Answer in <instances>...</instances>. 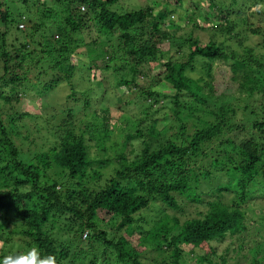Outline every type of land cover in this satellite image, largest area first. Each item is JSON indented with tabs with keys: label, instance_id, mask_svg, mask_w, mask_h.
Masks as SVG:
<instances>
[{
	"label": "trees",
	"instance_id": "16d2710c",
	"mask_svg": "<svg viewBox=\"0 0 264 264\" xmlns=\"http://www.w3.org/2000/svg\"><path fill=\"white\" fill-rule=\"evenodd\" d=\"M120 1L0 0V261L264 264V0H202L208 43L167 28L187 0ZM124 70L96 98L75 83ZM61 84L63 109H22ZM112 134L132 150L108 155Z\"/></svg>",
	"mask_w": 264,
	"mask_h": 264
},
{
	"label": "rangeland",
	"instance_id": "374dc122",
	"mask_svg": "<svg viewBox=\"0 0 264 264\" xmlns=\"http://www.w3.org/2000/svg\"><path fill=\"white\" fill-rule=\"evenodd\" d=\"M152 1H154V0H148V3L152 4ZM199 1H200V2H198L199 13H198V17L196 19V22L198 23L199 28H195L191 24V23H194V22H191V23L188 22L187 18L186 19L185 18L178 19V15H180V14L181 15H185L186 11H190V12L193 11V9H194V5L193 4L194 3H191L190 0H187V4L185 5L184 10L179 11L178 15H174V17H172L174 22H173V24L167 25V28H169V30H171L172 32L176 33L178 36L188 37L189 34H192L193 38H195V39L197 38V39H200L202 42H207L208 43L209 40L212 37V31L208 30V29L206 30V28H208V25L211 24L213 22V20H211V22H210L209 21V16L207 15V13H208V8L207 7L209 6V4L207 2L202 1V0H199ZM146 3H147V0H121L120 1V4H122V5L125 4V6H127L128 8H131L133 5H137V6L144 5V4L146 5ZM160 7H161V5H159L157 7L156 11H158V8H160ZM214 21H215V19H214ZM249 21H250V24L254 23L255 25H258L260 23V24H262L264 26V16H262V17H260L258 15L250 16ZM181 27H183V28H181ZM96 37H97V34H96ZM91 38H92V36L89 37L88 40L91 41L92 40ZM245 39H244L245 40L244 46L246 45L247 47H254V46L257 45V43L259 41V38L257 36L252 35V34H247ZM235 48L238 49V50H244L242 48H239L238 46H235ZM256 52L257 53H259V52L263 53L264 50H262V48H258V49H256ZM76 54H77V56H76V60L75 61L85 64V66L81 68V72H80L81 76L80 77H82L83 74L85 75L83 77L89 76L90 73L86 70V68H88L90 62H89L86 50L85 49H83V50L81 49ZM86 72H88L87 75L85 74ZM127 72H128V70L120 71V72L114 74L113 76H112V73L109 72L108 74H105V76L104 75H101V76L99 75L100 77L98 76L95 79H93V76L91 74L90 81H87L86 79H82L77 74H75V78L78 79L75 83H76L77 88L80 89V90H87L86 88L90 85L91 86V90L93 92L92 96L94 98H96V97H99L101 95V93H102V88H100L98 86V82L104 81L106 79H109V81H107L106 85H107V87L109 88V91H110V89L112 87V85H111L112 81L117 83V81L121 79L120 78L121 75H123L124 73H127ZM220 74L221 75H219V78H220L219 83H222L223 81L225 82V80H224L222 75H224V76L227 75V74L229 75V73L228 72H224V73H220ZM228 84H229V82L223 83V88H219L220 91L221 90H225L228 87H230V86H227ZM159 89H161V87ZM234 89H236V86L234 87ZM229 90H231V88H229ZM68 91H69V89H67L66 85H62L61 84L55 90L53 95H51L52 97L51 96L48 97V95H47V96H45L43 98H39V99L36 100L37 103H35V104L29 103L27 101H24L25 104H24V108L22 107V109H24V111H27V112L28 111H30V112H39V113H35V114L45 115L46 112H47L46 105L49 103L50 100L58 103V108H56V109H59V108L63 109L64 107H66L65 99H66V93ZM121 92H122V90H121ZM72 102L74 103V101H70L71 104H72ZM112 112L114 113L115 110H112ZM121 115H122L121 113H118V116H121ZM92 127H93L94 130L90 132L91 133L90 135H93V136L96 135V137H99V135L103 131H99V130L97 131L95 129L94 120H93V123H92ZM99 128L100 129H104L103 127H100V125H99ZM160 128H162V127L160 126ZM110 138H106L105 146L107 148L108 155H110L111 157L112 156L114 157L116 155L115 152H117L118 150H121V151L132 150L130 147L126 148V146L123 145V140L118 135L112 134V137H110ZM90 145L94 146L95 145V141L94 142H90ZM95 151H96L95 147H93L92 148V155L93 156H95L96 154L98 155V153H96ZM113 167H114V164H109L107 167H105L103 169L104 173L106 175L111 174L112 170H113ZM230 198H232V197H227V199H230ZM187 208H188L187 213L188 214H192V215H195L198 211H202L203 210L201 208L199 209L197 207V205H192V204L187 205ZM253 236H254L255 243H260L262 240H264V229L261 230L260 233L257 236L256 235H253ZM251 244H254V242L251 243ZM224 248H225V245H220L218 249H219V251H222ZM246 252H247V250H246Z\"/></svg>",
	"mask_w": 264,
	"mask_h": 264
},
{
	"label": "clouds",
	"instance_id": "9594fccd",
	"mask_svg": "<svg viewBox=\"0 0 264 264\" xmlns=\"http://www.w3.org/2000/svg\"><path fill=\"white\" fill-rule=\"evenodd\" d=\"M0 264H57V260L53 255L41 256L39 249L32 247L26 253L5 256Z\"/></svg>",
	"mask_w": 264,
	"mask_h": 264
}]
</instances>
